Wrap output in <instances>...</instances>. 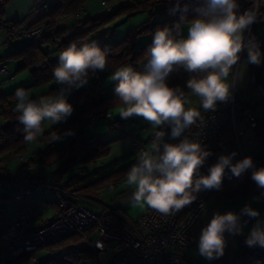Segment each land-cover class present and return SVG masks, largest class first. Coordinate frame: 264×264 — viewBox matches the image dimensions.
I'll return each instance as SVG.
<instances>
[{
    "label": "clouds",
    "instance_id": "obj_1",
    "mask_svg": "<svg viewBox=\"0 0 264 264\" xmlns=\"http://www.w3.org/2000/svg\"><path fill=\"white\" fill-rule=\"evenodd\" d=\"M237 0H207L206 6L198 9V18L187 22L188 35L177 39L175 28H158L152 44L146 50L148 57L145 71H134L130 66L119 68L112 75L116 81L114 92L122 103L120 116L127 119L142 117L154 128L162 125L171 127V137L179 138L185 129L193 125L201 113L197 108L186 107L192 103L191 96L199 100L204 111L215 110L218 101H225L230 94L226 82L230 71L247 51L248 62L259 64L261 51L254 39L245 42L244 32L260 16L259 5L237 15ZM107 49H101L96 41L77 46L71 43L60 54L53 75L59 85L53 97L33 100L26 90L15 92L18 119L24 125L25 140L32 141L41 131L45 120L65 121L73 112L67 101L71 89L85 86L89 72L103 71L106 66ZM183 68L197 73L187 81L188 92L180 87H170L167 78L171 72ZM64 136L74 135L68 130ZM165 133L158 131L150 149L140 153L138 162L131 166L126 182L134 185L131 199L138 205L146 204L163 215L173 214L190 205L201 190L219 189L225 170L235 177L254 168L251 157L232 163L231 155H221L209 168L207 175H201L200 168L210 152L199 142L188 138L179 143L163 141ZM53 141L61 135L53 134ZM252 179L258 187L264 188V167L252 172ZM241 214L258 217V210L245 205ZM242 231L240 215L234 212L215 214L201 230L198 241L199 253L211 260L224 254L225 233L239 234ZM249 247H264V222L257 220L245 241Z\"/></svg>",
    "mask_w": 264,
    "mask_h": 264
},
{
    "label": "crops",
    "instance_id": "obj_2",
    "mask_svg": "<svg viewBox=\"0 0 264 264\" xmlns=\"http://www.w3.org/2000/svg\"><path fill=\"white\" fill-rule=\"evenodd\" d=\"M56 0H9V2L5 5L2 11V17L4 21L13 26L14 28H20L23 26L35 27L40 24V22L44 19V17L48 14L51 9L52 4ZM129 0H118L115 2L114 0L109 1V5L114 10L116 5L128 3ZM105 8L100 5V0H93L86 9H84L80 15L71 18H65L58 21L57 27L59 29H65L68 31H75L79 28L80 23L89 17H96L103 14ZM155 15V14H154ZM153 15V16H154ZM152 17H150L146 13H135L131 17L122 16L115 20L111 25H109L108 34L105 36V41L107 44L111 45L116 41L121 40L125 34L143 24L148 22L152 23ZM1 41H5L7 38V33L3 30L0 31ZM141 39V45L138 46L139 49H142L145 45L143 44L147 37H143ZM3 41V42H4ZM92 41H96L95 38H86L77 42V46H81L83 43H90ZM151 41V40H150ZM149 41V42H150ZM30 39H22L18 40L14 37L9 39V45L4 48V52H0V57H3L6 63L9 66L8 74H0V91L3 94H11L15 92L18 88H24L29 86L32 83L30 71L19 70V66L21 61L10 58L12 54L21 50L26 45L30 43ZM52 58H56L58 55L57 52L51 49L50 53ZM148 57L142 58L134 71L143 72L145 71V64L147 63ZM124 67V66H123ZM119 69V68H118ZM115 70L104 69L103 71H98L99 75V85L101 89V94L97 98V101L100 98H106L113 94L114 87L116 81L112 79V75ZM239 70V68H238ZM248 70L246 68L238 71L237 80H236V88L239 93H242L245 100H248L250 87L247 83V74ZM240 75V77H239ZM240 78V81H238ZM94 82V78L90 77L88 83L79 88V89H71L67 94V101L70 99V94L75 91H85L88 86ZM61 85L57 83V81H53L47 85L40 86L37 88H33L27 90L29 97L31 99H40L42 97H46L50 90L52 89H60ZM58 92H56L57 94ZM192 98V96H191ZM17 102L16 98L14 99ZM195 103H191L190 107L197 108L200 113L204 111V109L199 108L194 105ZM72 105V104H71ZM73 112L70 117H68L65 121L61 122H53L51 120H45L41 124L42 132H49L55 129L59 125H66L71 122H77L76 125L72 126L68 130H73L74 134L79 132H83L85 139H94L99 140L101 143L109 144V154L108 157L99 159L91 164H81L78 163L75 167H77V173H72V169L68 171L66 175H64L60 180V184L58 189L51 192L52 195L48 199L38 198L37 191H41L42 195H46L47 192L42 190H36L33 192L31 197H29L24 202H16L10 201L12 204L20 203L14 210H12L11 215H8L6 211H3V214L8 218L7 225L1 226L0 231L6 229L7 232L13 234L14 228L12 226L13 215L20 211L22 205H26L30 208H33L32 212V220L31 225L34 228H38L47 222H49L58 212L57 207L60 203L63 202V193L70 195L73 204L78 206H83L98 216L101 214H118L123 217L130 223H135L142 213L147 209V205H138L133 202L131 199L132 193L135 190L134 185H128L126 182V177L129 169L132 165L136 164L139 159V155L141 151L131 149L129 147V151L126 148V152L121 155L116 154V149L120 144H123L125 147L128 142V136L134 135L140 142L143 144H149L150 141H154L155 134L158 131H163L165 133L163 137L164 142L168 143H179L180 140L184 137V135L189 131L191 126L182 133L179 138L171 137V127L167 124L161 126L160 128H154L148 121L144 120L139 116H132L127 119H124L120 116V109L122 106L114 109V112H111V116L109 118L112 122H119L118 125H124L126 132L121 133L118 131L110 130L108 127V121L103 119H90L88 118L89 114H81L84 112L86 105L84 102H79L76 105H72ZM111 111V109H109ZM258 115L260 113L256 110ZM20 115V113L18 112ZM81 114V115H79ZM51 122V123H50ZM54 124V125H51ZM237 128L243 131V135L241 138H244L242 148L244 152H248V150L256 151L258 148V143L253 140L252 135L249 131L244 130V125L241 122L237 123ZM65 130L61 135V139L57 140L55 143H60L57 148H64L68 142V139L73 136H64L63 134L67 132ZM231 131V142L233 141V131ZM40 140V142L45 143L40 136L35 139ZM241 140V139H240ZM251 141L250 149L246 147L245 142ZM54 143V144H55ZM27 145V144H26ZM235 147L234 142L229 145H224L221 148H217L215 144L210 146H206V150L210 153L216 151L212 157V160L218 161V158L221 155H227L229 149ZM27 150V147H26ZM41 151V150H40ZM44 151V150H43ZM212 151V152H211ZM27 157V156H26ZM33 157V156H32ZM32 157H21L25 161L22 163L26 165L27 160H31ZM62 163V160L58 162H54L50 167H38L37 164H34V168L25 166L24 175L20 176L15 183L20 182L22 179L29 178L36 181L41 182H50L52 181V175L54 171L59 167ZM92 170H94L92 172ZM114 171H121L117 174L115 178H113L109 183L103 185L100 188H94V195L91 197L81 196L80 194H70L67 191L61 190L64 184L70 181L73 177H79L78 180H73L71 182V186L69 187V192L75 190L77 187L82 186L83 184L90 183L95 179L101 178L109 173ZM92 172V173H91ZM79 173V174H78ZM115 184L112 186L111 184ZM78 184V185H76ZM16 186V184L14 185ZM254 187V186H253ZM212 201V203H210ZM38 202H43L45 206H41L42 210H38L39 204ZM10 203L5 206H9ZM84 204L90 206V208L84 206ZM210 204V205H209ZM245 205H250L252 208L258 210L259 216L255 217L251 223H245L243 221V214H241V210ZM39 211V212H38ZM234 212L240 215V222L242 226V231L239 234H229L225 233V249L224 254L219 258L207 259L199 253L198 241L201 234V230L204 226H206L213 216L217 213L226 214L227 212ZM257 220L264 222V198L258 194L257 190L253 189V191L244 199L242 198H232V199H218L215 194H211V196L207 199L205 204V210L200 214L195 223L191 226L188 233L192 237V242L188 246V248L184 251V256L189 259L192 264H264V258H255L250 257V255H242L238 250V246L240 241L249 235L251 228L256 224ZM71 243L70 245H72ZM64 247V246H63ZM66 247V246H65ZM68 247V245H67ZM91 260H88L86 263L89 264Z\"/></svg>",
    "mask_w": 264,
    "mask_h": 264
},
{
    "label": "trees",
    "instance_id": "obj_3",
    "mask_svg": "<svg viewBox=\"0 0 264 264\" xmlns=\"http://www.w3.org/2000/svg\"><path fill=\"white\" fill-rule=\"evenodd\" d=\"M93 0H56L52 6L48 14L44 17V19L40 22L44 26V32L40 36L38 41L30 40L31 42L26 45L21 50L15 52L10 56L15 60L21 61L19 66V70L30 71L32 83L24 87V90H30L33 88H37L40 86L47 85L53 81H55L53 75V69L57 65H53L52 62L48 66H42V63L45 59L50 57L52 61L59 59V54L68 47L71 43H76L80 40L86 38H95L96 42L100 46V48L107 49L106 53V66L105 68L108 70H115L121 68L123 66H130L133 70L136 68L138 62L146 57V50L152 44L153 35L158 28L161 27H175L177 21H172L169 17L168 20L164 22H157L152 24L150 22L140 25L130 31H128L125 36L119 40L109 45L105 41V36L108 34L109 25H111L118 18L125 16L131 17L135 13H146L148 15L151 14L152 17L155 14V10L159 9L161 12H166L167 4L162 0H129L128 3L120 5L118 8L112 9L111 12H105L96 17H89L80 23V26L75 31H68L65 29H59L57 27V23L61 19L76 17L80 15V13L91 4ZM100 0V5H101ZM102 6V5H101ZM104 7V6H102ZM251 9V7H247L246 10ZM259 11L261 14H264V0H260ZM188 20V19H187ZM261 27L260 30L262 32V36L260 38L256 37L257 34V25L254 23L251 36L249 39H254L260 48L261 51V62L259 64H253V67H260L262 73H264V19H260ZM151 33V41L148 45L144 46L142 49H139L137 46V40L143 34ZM51 49L57 52L56 58H52L50 53ZM247 59V54L244 52L242 56V60ZM235 66V65H234ZM233 66V67H234ZM99 71V70H98ZM96 71L95 73H98ZM94 73V74H95ZM94 74L89 72V78L93 77ZM197 73L188 72L183 68H178L171 72L167 78V83L170 87H180L186 92L187 89V81L193 76H197ZM99 76V75H98ZM94 78V82L88 86L85 91H75L70 94L69 103L72 105H76L79 102H84L86 108L81 114H89L88 118L97 115L100 112L107 111L116 106L122 105L120 100L116 97V94H113L106 98H100L97 101V98L101 94L100 85L95 90L93 86L96 84L97 80ZM99 81V80H98ZM59 89H52L49 91L47 96L53 97L56 95ZM16 92V91H15ZM15 92L11 94H3L0 91V109H8L11 105L16 104L14 101ZM242 95V93H240ZM255 94L254 97L252 95ZM228 100V99H227ZM225 101H218L216 108L225 103ZM262 102H264V76L257 81L256 84L251 85L249 90V98L246 100V103L251 106L255 111L257 110V106H259ZM215 108V109H216ZM209 111H203L202 114H206ZM111 113V112H110ZM79 114V115H81ZM2 117L7 120V123L4 124L0 128V179L5 181V185L0 186V201L4 204L8 201H16V202H24L28 198L24 200H16L15 194L20 188V182L15 183L12 181L6 173V168L3 167L5 159L9 156H21L26 152V144L29 142L25 140L24 133V125L19 122L18 117L15 114H11L8 111H4L1 113ZM119 122H112L108 120V127L110 130L112 125H118ZM77 122H71L66 125H59L55 129L49 132H42V130L36 135V138L40 136L45 143L49 144V147L44 151H41L39 154L33 155L31 160L36 161L38 159H42L44 161L48 160H62V163L57 167L52 175V181L46 182L50 186L58 189L60 180L64 175L68 173V171L75 167L78 163L81 164H91L99 159L105 158L109 154V144L101 143L99 140L85 139L83 132H79L74 134L68 139V142L64 148H57L54 146L56 141H49V138L53 136V134H62L65 130L70 129L72 126L76 125ZM122 125V124H121ZM119 132V131H118ZM233 138V137H232ZM234 142V141H232ZM231 142V131L230 126L226 128L224 131L223 138L217 140L214 144L217 148H221L224 145H229ZM81 145L83 147H81ZM217 151V150H216ZM210 153L206 160H212V155L216 152ZM253 160L254 167H259L261 162H264V153L258 155ZM121 172V171H120ZM119 171H114L109 173L101 178L95 179L90 183L83 184L80 187H77L75 190L69 192V187L71 186V182L73 180H78L79 177H73L66 184L61 187V190L67 191L70 194H80L81 196L91 197L94 195L93 189L100 188L103 185L109 183L113 178L117 176ZM29 179V178H28ZM16 184V186H14ZM78 185V184H76ZM254 187L249 179L246 172L242 173L241 176L235 177L234 175H230L229 177L222 180V185L219 189H215L212 194L218 199H232V198H246L252 191ZM264 190V188H262ZM33 194V193H32ZM31 197V196H30ZM66 202L69 205H72L73 202L71 200L70 195L65 197ZM57 212H59V208L57 207ZM34 211L33 208H30L26 205H22L19 212L13 215V218H16L21 213H29L32 215ZM99 221L104 225L108 226L112 230H121L125 231L127 226L132 225L134 223L128 222L123 217L115 214H101L98 216ZM54 218V217H53ZM52 218V219H53ZM8 218L3 214V211L0 210V227L7 225ZM51 219V220H52ZM6 229L0 231V235L5 232ZM93 238V232H78L75 235L63 240L61 243L53 247L47 248L49 252H52L54 249L63 248L68 242H76L75 250L65 254L66 258L71 257L75 259V264L88 261L93 259L96 254L88 249V250H80L81 248H86L89 245V242ZM77 246V247H76ZM259 246V245H257ZM35 252H31L23 257H19L13 262L16 264H21L27 259L31 258V256ZM55 254V253H54ZM261 259L264 257H260ZM12 262V263H13ZM71 261L61 260L57 257L46 260L43 264H70ZM74 263V262H73ZM11 264V263H10Z\"/></svg>",
    "mask_w": 264,
    "mask_h": 264
},
{
    "label": "built area",
    "instance_id": "obj_4",
    "mask_svg": "<svg viewBox=\"0 0 264 264\" xmlns=\"http://www.w3.org/2000/svg\"><path fill=\"white\" fill-rule=\"evenodd\" d=\"M109 1H101L105 12L108 13L112 10ZM162 1L168 3L166 13L172 21L187 20L199 16L198 9L205 7L207 3V0ZM8 2L9 0H0V31L3 30L7 33V38L3 42L4 47L6 48L9 45V39L12 37L18 40L27 38L38 41L44 32L43 25L14 28L4 21L2 11ZM237 4L236 12L239 16L246 11L247 7L252 8L254 4L260 5V0H237ZM260 19L261 17L258 16L257 21ZM254 23L245 30V42L251 36ZM162 28L164 27L160 29ZM244 52L247 54L246 50L240 53L239 64L242 62ZM51 62L53 65H58V60L52 61L48 57L43 61L42 66H48ZM8 73L9 66L5 59L0 57V74ZM262 76H264V73H262L261 68L253 67L252 63L248 62V85L256 84ZM94 77L97 82L93 88L97 90L99 87L98 73H95ZM16 104L10 106L9 110L11 112L16 111ZM110 116V111H106L92 116V118L108 121ZM238 122L243 123L244 130L249 131L253 140L258 143L256 151H243L240 139L244 132L237 128ZM228 126L233 131L235 144V147L229 149L227 153V155L235 153L232 157V163H236L245 157L254 159L264 153V119L260 118L258 113L246 103L244 96L237 93L236 90H233L228 100L215 110L206 114L201 113V118H198L191 125V128L182 139L188 138L190 141L199 142L202 147L210 146L223 138L224 131ZM111 129L121 133L126 132L124 125H112ZM52 137L49 138V141H53ZM250 143L251 141L245 142L246 147L249 149ZM128 144L131 149L141 152L145 150V145L134 135L128 136ZM20 160L24 159L21 158ZM216 162V160H206L200 168L201 175H207L209 168ZM261 167H264V162H261L259 167L250 168L245 172L258 194L264 198V190L258 187L252 179V172ZM230 175L233 174L229 169H226L223 179ZM3 185H5V181L0 179V186ZM20 185L15 194L16 200H24L39 189L44 192L56 190L46 182L28 178L23 179ZM114 185L113 183L112 186ZM214 190H201L196 194V199L190 205L173 214L163 215L148 207L146 212L134 224L127 226L125 231L112 230L99 221L97 214L83 206L69 205L68 202L64 201L67 194L63 193L64 200L58 206L59 212L46 224L38 228L32 227V216L29 213H21L13 219L14 233L11 234L5 231L0 235V264H10L17 258L31 252L53 247L78 232L90 231L93 232V238L89 242V246L96 256L91 259L89 264H192L184 256V251L192 242V237L188 231L205 210L206 201ZM253 220V217L243 216L245 223H251ZM246 238L247 236L239 243L238 250L240 253L255 258L264 257V247H249L245 243ZM52 253H56V251L54 250ZM33 261H36V259H33Z\"/></svg>",
    "mask_w": 264,
    "mask_h": 264
},
{
    "label": "rangeland",
    "instance_id": "obj_5",
    "mask_svg": "<svg viewBox=\"0 0 264 264\" xmlns=\"http://www.w3.org/2000/svg\"><path fill=\"white\" fill-rule=\"evenodd\" d=\"M115 2H117L118 0H114ZM121 4H118V5H116V8H118L119 6H120ZM199 16H195V17H193V18H190V19H188V20H181V21H177L176 22V24H180L181 26H180V31L179 32H175L174 31V33H173V35L177 38V39H181V38H186L187 37V35H188V31H187V28H188V25H187V22L188 21H191V20H193V19H196V18H198ZM166 20H168V15H167V13L166 12H161L159 9H156L155 10V15L153 16V18H152V24H155V23H157V22H164V21H166ZM257 23H256V25H257V34H256V37L257 38H260L261 36H262V32H261V30H260V27H261V21H256ZM175 24V25H176ZM175 27H173V29H174ZM245 33V32H244ZM143 37H147V40H145V42L143 43L145 46L146 45H148L150 42V40H151V38H152V36H151V33H147V34H143L142 36H140L139 38H138V40H137V46H140L141 45V39L143 40L144 38ZM4 41V40H3ZM3 41H1V37H0V52H4V45H3ZM9 64V63H8ZM238 68H239V70L241 71L242 69H244V68H246L247 70H248V59H244V60H242V62L239 64V60L237 61V64L231 69V71H230V74H229V77L227 78V80H226V82L230 85V94H229V97L231 96V94H232V92H233V90H236V92L237 93H239V91H238V87L236 88V80H237V74H238ZM185 70V69H184ZM248 74V73H247ZM94 77V76H93ZM239 77H240V75H239ZM247 77V83H248V75L246 76ZM238 81H240V78H239V80ZM255 96V94H253L252 95V97H254ZM228 97V98H229ZM67 98V97H66ZM247 98H249V97H247ZM34 100H39V99H34ZM191 100H192V103H195L194 105H196V106H198L199 108H202L201 106H200V104H199V100H198V98L197 97H195V96H192V98H191ZM120 106H122V105H119V106H116V107H114V108H111V111L110 112H114L113 110L114 109H116V108H118V107H120ZM191 105H186V107H190ZM10 108V107H9ZM9 108L8 109H6V110H4V109H0V115H1V113H3L4 111H8L9 113H11V114H15L16 115V117H18L19 116V114H18V112L17 111H15V112H11L10 110H9ZM257 108V110L259 111V113H260V118L261 119H264V102H262L259 106H257L256 107ZM203 109V108H202ZM107 111H109V110H107ZM104 112H106V111H103V112H100V113H104ZM99 114V113H98ZM94 116H96L95 114H94ZM90 119H96V118H92V117H90ZM7 123V120L4 118V117H2V116H0V128L4 125V124H6ZM51 123V122H50ZM51 125H54V124H51ZM58 135V134H57ZM243 140H244V138H241V143L243 144ZM151 144H152V142L150 141L149 142V144H144L145 146H144V149L145 150H148V149H150V146H151ZM59 145H60V143H55L54 144V146L55 147H59ZM125 145H127L126 147L123 145V144H120L118 147H117V149H116V154L117 155H119V154H121V155H123L127 150L129 151L130 149H129V144H128V142H126V144ZM26 147H27V150H26V152L24 153V154H22L21 156H15V155H12V156H9L7 159H5V161H4V165H3V167H5L6 168V173L5 174H7V176L12 180V181H15V180H17L20 176H22V175H24L23 173H25V166H29V167H33L34 168V164H37L38 165V167L40 166V167H50L51 165H53V163L54 162H58V161H60V160H57V161H55V160H48V161H44V160H42V159H38V162L36 163V161L34 162V161H29V160H27L25 163H26V165H24V164H22L25 160H20L21 159V157H25V158H27V157H32L33 155H35V154H39L41 151H43V150H45V149H47L48 147H49V144L48 143H43V142H40V140H39V138L38 139H34V140H32V141H29L28 143H27V145H26ZM81 147H83L82 145H81ZM126 148H127V150H126ZM41 150V151H40ZM27 156V157H26ZM108 157V156H107ZM72 169V171H71V174L72 173H77V167H72L71 168ZM94 170H92V172H93ZM91 172V173H92ZM79 174V173H78ZM112 185V184H111ZM37 197L38 198H43V199H48L49 197H51V195H52V193L51 192H47L46 193V195H42L41 193V191H37ZM13 202V201H12ZM12 202L10 203V201H8V202H6L5 204L3 203V202H1L0 201V210H4V211H6V213L8 214V215H11V212H12V210H14L15 208H16V206H18L20 203H14V204H12ZM8 203H10V205L9 206H5L6 204H8ZM210 203H212V201L210 202ZM38 204H39V207H38V210H42V208H41V206L43 205V206H45V204L43 203V202H38ZM210 205V204H209ZM84 206H86V207H88V208H90V206H88V205H86V204H84ZM147 208H148V206H147ZM147 210V209H146ZM146 210L142 213V215L146 212ZM39 212V211H38ZM141 215V216H142ZM140 216V217H141ZM139 217V218H140ZM92 239V238H91ZM71 243H73L72 245H70ZM67 245H68V247H67ZM74 245H77V243L76 242H68L63 248H62V250L61 249H57L56 250V253L54 254V253H52V252H49L47 249H40V250H38V251H36L32 256H31V258H29V259H27L26 261H24V262H22L21 264H43L46 260H48V259H52V258H55V257H57V258H59V259H61V260H66V261H71L73 264H75L76 262H75V259H73V258H71V257H67L66 258V256H65V254H67V253H70V252H72V251H74L75 250V246ZM77 247V246H76ZM88 249H90V246L88 245L86 248L84 247V248H81L80 250H88ZM33 259H36V261H33ZM87 261H83V262H80V263H77V264H87L86 263ZM11 264H16L15 262H11Z\"/></svg>",
    "mask_w": 264,
    "mask_h": 264
}]
</instances>
